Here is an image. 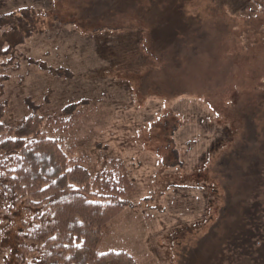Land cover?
<instances>
[{"label":"rangeland","instance_id":"obj_1","mask_svg":"<svg viewBox=\"0 0 264 264\" xmlns=\"http://www.w3.org/2000/svg\"><path fill=\"white\" fill-rule=\"evenodd\" d=\"M25 9L43 20L1 63L4 124L78 116L46 133L92 177L122 163L137 189L99 252L252 264L251 243L264 262V0H0ZM8 230L0 264H15Z\"/></svg>","mask_w":264,"mask_h":264},{"label":"trees","instance_id":"obj_2","mask_svg":"<svg viewBox=\"0 0 264 264\" xmlns=\"http://www.w3.org/2000/svg\"><path fill=\"white\" fill-rule=\"evenodd\" d=\"M40 19L33 9L0 15V66L39 32ZM7 81L0 74V100ZM87 104L64 112L68 116ZM7 114L0 104V193L10 204L8 211L0 208V223L9 224L2 244L12 248L15 264H139L126 252H99L102 232L133 207L137 189L125 165L112 161L109 177H92L71 149L46 133L45 127L59 126L67 134L78 116L33 114L9 127ZM250 244L241 246V254L249 252L252 264H264Z\"/></svg>","mask_w":264,"mask_h":264}]
</instances>
